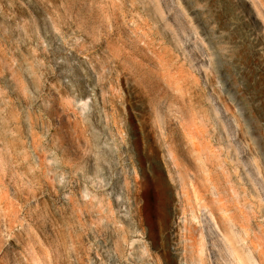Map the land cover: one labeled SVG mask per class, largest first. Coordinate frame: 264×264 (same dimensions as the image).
Listing matches in <instances>:
<instances>
[{
	"label": "rangeland",
	"instance_id": "obj_1",
	"mask_svg": "<svg viewBox=\"0 0 264 264\" xmlns=\"http://www.w3.org/2000/svg\"><path fill=\"white\" fill-rule=\"evenodd\" d=\"M0 91V264H264V0H0Z\"/></svg>",
	"mask_w": 264,
	"mask_h": 264
},
{
	"label": "bare ground",
	"instance_id": "obj_2",
	"mask_svg": "<svg viewBox=\"0 0 264 264\" xmlns=\"http://www.w3.org/2000/svg\"><path fill=\"white\" fill-rule=\"evenodd\" d=\"M2 96H4V94L0 91V104L2 102ZM203 224V227L209 232V248L212 251L215 264H249L248 258H246V256L235 247L232 237L222 232L219 233L218 226L212 224V219L210 217H205V219H203ZM198 231V226L192 222L186 226V232L184 235L189 240V243L185 244L186 253L184 259L188 260L186 264H189V260H194L197 255ZM170 250L173 254H178L177 244L174 243L171 245Z\"/></svg>",
	"mask_w": 264,
	"mask_h": 264
}]
</instances>
